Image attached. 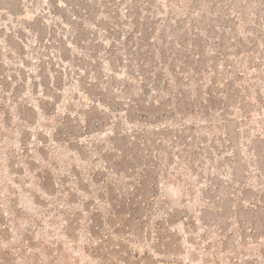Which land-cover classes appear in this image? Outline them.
<instances>
[{"label": "rangeland", "instance_id": "rangeland-1", "mask_svg": "<svg viewBox=\"0 0 264 264\" xmlns=\"http://www.w3.org/2000/svg\"><path fill=\"white\" fill-rule=\"evenodd\" d=\"M110 1L0 0V264H264V0Z\"/></svg>", "mask_w": 264, "mask_h": 264}, {"label": "trees", "instance_id": "trees-1", "mask_svg": "<svg viewBox=\"0 0 264 264\" xmlns=\"http://www.w3.org/2000/svg\"><path fill=\"white\" fill-rule=\"evenodd\" d=\"M38 1V0H35ZM98 0H94V2L90 0H64V4L60 5L58 0H48L46 5L42 8L41 10V17L42 18H47L48 16H51V28H49V42L54 46V56L59 55L61 53V49L64 47V41L63 39H58L57 32L59 29H62L63 32V37H65V33H67V37L71 38V42L73 43L74 46L80 48L81 50H84L87 48V44H92L95 41V36L97 35V32L99 30H105V32H110V34H114V30L116 27L114 26H102L101 24H95L96 26V32L92 34V36H86L85 30L86 29V24L89 23L92 17V14H90L92 11L91 9L93 6H96ZM134 2V4H130V11L131 8H136L139 9V4L138 0H131V2ZM105 3V6L110 4L112 1L110 0H103ZM115 3V2H113ZM64 6V8H60ZM117 10H112L109 8L103 9L100 12V17L103 22H108L111 23L109 18H118V16L114 13ZM7 12H11V10H7ZM48 15V16H46ZM133 16V24L135 25L136 28L140 29L142 26V23L139 22V19L141 17V12L139 10L137 11H131L130 16ZM97 18H95L96 20ZM145 25V24H143ZM224 27V26H223ZM145 28V27H143ZM227 29V26L224 27V29ZM117 31V28L115 30ZM145 31V30H144ZM146 32V31H145ZM147 33V32H146ZM43 33L41 30H37V40L38 42H43ZM117 36V35H116ZM128 41V40H127ZM58 45V46H57ZM59 47H62L59 50ZM90 51H94V49H91ZM64 53V52H62ZM86 55L90 54L88 51L85 52ZM64 57L63 55H60V58ZM64 59V58H63ZM142 59H147L151 61V58L149 57H143ZM166 60V59H165ZM197 67V66H196ZM191 69V68H189ZM194 69V68H193ZM198 69V68H196ZM200 71V68L198 70V73ZM144 76L148 77L149 73L146 70H143ZM186 73V71L184 72ZM156 81V80H155ZM153 84L156 85V87H159L158 81ZM197 81V80H196ZM182 93L178 91L177 97L178 100H183V97L180 96ZM209 95H212V92H208ZM180 96V97H179ZM211 100V99H210ZM212 101V100H211ZM218 109V108H217ZM137 173V172H136ZM137 177V176H136ZM140 183V182H139ZM138 183V184H139Z\"/></svg>", "mask_w": 264, "mask_h": 264}]
</instances>
